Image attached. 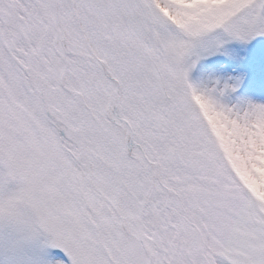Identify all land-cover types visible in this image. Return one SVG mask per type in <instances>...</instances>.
Here are the masks:
<instances>
[{
  "label": "snow or ice",
  "instance_id": "snow-or-ice-1",
  "mask_svg": "<svg viewBox=\"0 0 264 264\" xmlns=\"http://www.w3.org/2000/svg\"><path fill=\"white\" fill-rule=\"evenodd\" d=\"M0 264H264V0H0Z\"/></svg>",
  "mask_w": 264,
  "mask_h": 264
}]
</instances>
